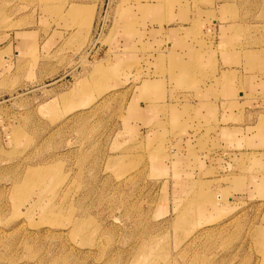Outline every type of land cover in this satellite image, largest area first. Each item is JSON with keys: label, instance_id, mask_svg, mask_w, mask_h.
Returning <instances> with one entry per match:
<instances>
[{"label": "rangeland", "instance_id": "374dc122", "mask_svg": "<svg viewBox=\"0 0 264 264\" xmlns=\"http://www.w3.org/2000/svg\"><path fill=\"white\" fill-rule=\"evenodd\" d=\"M0 264H264V0H0Z\"/></svg>", "mask_w": 264, "mask_h": 264}]
</instances>
